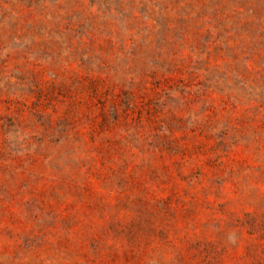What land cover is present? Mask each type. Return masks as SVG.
Returning a JSON list of instances; mask_svg holds the SVG:
<instances>
[{"label":"rangeland","instance_id":"1","mask_svg":"<svg viewBox=\"0 0 264 264\" xmlns=\"http://www.w3.org/2000/svg\"><path fill=\"white\" fill-rule=\"evenodd\" d=\"M0 264H264V0H0Z\"/></svg>","mask_w":264,"mask_h":264}]
</instances>
